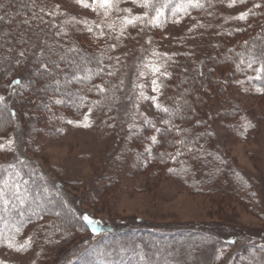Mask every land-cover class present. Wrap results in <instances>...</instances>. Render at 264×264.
<instances>
[{
	"label": "rangeland",
	"instance_id": "rangeland-1",
	"mask_svg": "<svg viewBox=\"0 0 264 264\" xmlns=\"http://www.w3.org/2000/svg\"><path fill=\"white\" fill-rule=\"evenodd\" d=\"M44 1L48 12H56L54 16L46 14L48 19L45 21L57 25L58 33L67 25V33L75 41L71 47L77 51L72 52V59L79 60L81 53L86 52L91 58L104 57L103 61L108 60L109 66L116 71L108 68L115 74L103 73L94 84L88 85L81 80L74 83L86 94L82 107L67 108L62 106L63 102L56 104L57 107L54 103L46 104L45 107L57 112L54 124L49 120L40 124L37 120L39 111L23 105V99L29 95L35 98L41 91L39 88L28 89L33 84L27 82L12 86L13 71L0 72V96L5 97L0 106L14 107L17 112L14 121L6 109H0V145H4L0 150V165L15 164L16 176H12V184L19 183L15 177L22 166L25 172L36 176L37 187L44 197L53 193L55 197H60L59 194L63 198L62 213L40 214L31 210L34 201L27 200L29 195L23 194L25 187L20 185L25 201L22 206L30 210L34 219L22 225L18 233L10 229V235H7L15 236L17 247L30 238V247L17 251L15 247L9 248L7 242H0V264H57L63 251L73 252L79 244H96L99 235L95 237L86 230L80 221V213L95 219L97 225L102 221L105 225L125 226V229H199L205 233L209 230L225 234L239 231V243L264 245V90L253 88L249 77L255 73H246L245 81L238 86H229L226 82L225 92H207L203 106L209 131L203 133V142L209 143L210 152L165 142L162 131L166 126L162 121L167 116L160 113L151 99L144 100L139 96L140 91L146 96H155L157 103L164 107L162 93L167 87L163 86L172 74L170 69L175 58L184 55L192 66L201 64L211 50L237 29L242 30L258 16H264V0H247L233 7L228 6L230 0H201L203 8H189L187 15L177 13L175 17L172 6L180 0H172V4L163 9L164 17L159 26L147 23L134 28L129 26L119 39L116 37L121 25L116 17L126 13H112L101 23L100 16L75 0ZM255 4L261 7L255 8ZM56 5H59L58 9ZM119 6L130 8L133 15L145 11L131 0H125ZM248 9H252V13L246 20L230 19ZM113 22L115 30L106 26ZM97 23L101 24L100 29L96 28ZM89 27L92 32L87 30ZM101 29L103 36L99 35ZM112 45L115 47H110ZM135 48L142 53L127 58L131 51L135 53ZM165 53L167 56L163 55ZM109 57L113 59L109 60ZM150 62L162 64L161 71L169 74H157L159 93L152 90L151 80L156 77L150 68L144 67V63ZM139 71L146 74L139 76ZM106 75L109 77L105 78ZM221 77L226 79L225 75ZM221 79H217L218 82ZM108 81H116V87H110ZM63 82L65 84H60L64 88L69 85V81ZM141 84L143 89L137 87ZM94 85L105 86V92L99 94ZM90 88L93 90L89 91ZM53 90L57 97L65 92ZM57 97L56 100H61ZM93 101L100 103L93 106ZM180 103L171 99L170 104L165 105L171 109ZM227 104L235 105L236 109L229 116L231 120L227 123L232 126L228 127L224 125L223 115ZM90 107L91 126L84 127L83 118ZM196 119L188 118V122ZM175 127L180 129V140H184L187 131ZM156 128L162 131L158 133ZM153 135L157 137V145L150 139ZM199 137H196L197 141ZM9 140L13 142L10 148ZM200 142L198 144H202ZM178 150H187L186 159L178 160L179 156H175ZM178 161L186 165L181 168L178 163L175 168ZM11 189L9 187V192ZM10 194L6 195L7 200H10ZM250 234L261 235L263 241L255 237L246 241L245 237ZM117 237L122 239L124 236ZM220 242L218 239L215 242L216 250L211 247L199 252V262L211 264L214 253L223 260L216 264H232L233 258L238 259L234 257L233 248ZM243 264H264V259L250 254Z\"/></svg>",
	"mask_w": 264,
	"mask_h": 264
},
{
	"label": "trees",
	"instance_id": "trees-1",
	"mask_svg": "<svg viewBox=\"0 0 264 264\" xmlns=\"http://www.w3.org/2000/svg\"><path fill=\"white\" fill-rule=\"evenodd\" d=\"M32 2L33 0H0V3L5 5L3 8H0V16L5 17L4 20H0V72L13 71V77L11 78L12 86H19L12 82L20 79L21 84L23 82H27L30 85L33 84L28 89L39 88L41 91H39L35 98L29 95L26 100L23 99V105L39 111V118L37 120H39L40 124L45 120H49V122L54 124L57 112H52L50 107H45L48 103H54L53 106L57 107V103L54 102L56 101L57 95L55 92L53 93V89H59V92L60 90L61 92L65 90V92L59 93V97H57L62 100V106L77 108L79 106L78 97H86V94L83 89H80V86L74 85L78 81L72 77L73 75L85 76L87 74L85 67L91 68L95 72L97 65L95 61L87 64V66L85 65L84 58H91L89 53L86 52L81 53L82 56L80 57L82 60H80V57H78L79 60L71 58L73 53L68 52L67 49L75 41L69 35L70 33H67V25L64 26L65 30H61V33L59 32L57 35L59 27L57 25L53 27L52 25L54 23L51 21H47L48 23L45 24L34 20L31 27L20 24L19 21L31 18L32 10L29 9L28 5ZM34 2L37 6L34 10H39L36 11L38 15L43 16L44 20H47L46 13L40 12L41 7L48 8L47 3L44 0H34ZM63 31H66V33H63ZM3 33H8V35L4 36ZM21 37L26 41L25 43L18 42ZM9 41L11 42L9 43ZM44 41L49 45L48 48L44 47ZM245 41L248 43L245 44ZM9 48H12L13 51L9 52ZM261 50H264V16H258L251 24L228 36L226 40L211 50L207 58L202 59V63L199 65L192 66L189 64V58L186 59L184 55L175 58L173 66L170 69L172 73L169 76L170 79L168 78L169 81L167 79L163 86V88H167L162 93V101L164 102V107L170 104L171 99H176L179 103L180 101L182 103L177 107L171 108L174 113L171 116L161 110L159 111L167 116L163 120H171L170 125L164 124L166 126L165 128H172L177 125L179 128L187 131L184 140L181 139L185 143L181 145H187L188 147L194 146L204 151H211V148L207 147L209 143L203 142V133L207 134V131H209L205 115L206 110L203 106L209 90H212L214 93L225 92L227 89V86H225L226 82L229 86H238L239 83L237 81H240V79L245 81L244 77L248 72L255 73L251 77L253 88H261L264 90V73H261L260 78L257 79V73L253 70L259 67V64H254L253 69H247L246 67L249 53L259 55ZM20 51H24L25 55L23 57L19 56ZM139 53H142V50L135 48V53L131 51L128 53L127 58L131 54L140 55ZM238 53L242 54V56L238 55ZM60 55H64L65 60H60ZM102 58L105 59L104 57ZM242 58L245 61L244 64H240ZM17 61H20V63L18 64ZM53 61L60 65V69H56L52 65L51 62ZM72 62H75V65H78L79 69L75 66L70 68L69 65ZM42 63H49L50 71L54 75L47 74L41 67ZM104 64L109 65V61L104 60ZM238 64H240L241 70H237ZM74 69L76 70L75 72L73 71ZM109 70L116 71V69L112 68ZM222 75H225V80L221 79ZM109 76L106 75L105 78ZM101 77H103V74L94 76L91 81H81L82 83L90 85L91 83L94 84L96 79L98 80ZM172 78H174L173 81H171ZM217 79H221V82H218ZM55 80H59L60 83L62 82L64 84L65 82L63 80L69 81V85L65 88L62 84L57 86L54 82ZM115 82H109L108 85L110 87H116ZM28 84L25 86H28ZM216 85L218 88L216 87L214 89L213 86ZM32 98L33 100L31 102ZM231 107H233L232 110H230ZM192 108L197 109L193 111ZM0 109H6L9 116L14 121L16 120L17 112L14 107L8 106L7 108L3 104L0 106ZM234 110H236L235 105L227 104V108L223 112L225 118V123H223L226 127L231 125L227 121L230 122L231 117L229 116ZM237 110L239 109L237 108ZM236 113H240V111ZM191 117H196V121L189 123L188 118ZM27 121L31 120L27 118ZM49 128L53 129L52 126ZM162 133L165 135V142H169L171 145L174 144L173 141H180L178 131L172 130L169 132L163 130ZM197 136H200L198 141L196 139ZM201 140L202 142H200ZM199 142L202 144H198ZM163 150L161 149V151ZM186 154L187 150H182L180 155L175 156H179L178 160L180 158L186 159ZM178 163L182 165L181 168L186 165L182 161H178L175 168L178 166ZM9 165L15 164L5 163L0 165L2 166L0 167V188L4 190L7 196L14 189H11L9 192V187H6L3 181H7L8 185H12V176H16L15 170L13 169L15 167H9ZM18 171H20V174L18 173L15 178L20 185L25 187L23 188V194L29 195L27 199L30 200L29 202L32 203L34 201L32 211H38L40 214L48 213V215H54V213L59 215L63 212L61 203V199L63 198L61 195L57 194L60 197H55L53 193H49L44 197L39 191V187H37L36 176L32 173L25 172L22 166H19ZM19 194L22 195L21 192ZM35 197H38V199H35ZM9 198L10 200H8L7 205L0 201V217H2L0 219V232H4L3 234L6 236L10 235L9 231L10 229H14V225L21 229V226L27 221L34 219V215L29 212L30 210L27 211L25 209L26 206H22L19 200L13 196H9ZM84 214L80 213V221L86 230L93 233L95 237L99 235V239L97 238L98 242L85 246L79 244L80 246L73 252L66 250L62 253L61 251L60 254L62 253V256L57 264H199L198 253H202L206 249L209 250L211 247L212 250H216L217 246L215 242L217 239L221 241L220 243L222 245L229 246L236 252L234 257L238 259L233 258L232 264H243L244 261L246 263L248 255L250 254L257 259H264V245L256 246V243L251 242V244L245 246L244 242L239 243L238 239L241 235L239 231H232L230 234H225L224 232L216 233L208 230L206 234L203 230L199 229H125V226L115 224L105 225V223L100 221L99 225H97L99 231L94 233L91 227L83 221L82 216ZM120 234L124 236L122 239L117 237ZM254 237L260 238L263 241L261 235L259 236L257 234L247 235L245 240L252 241ZM253 250L255 252L251 253ZM216 262L220 263L223 260L221 261L214 253L211 264H216ZM200 264L204 263L201 261Z\"/></svg>",
	"mask_w": 264,
	"mask_h": 264
},
{
	"label": "snow or ice",
	"instance_id": "snow-or-ice-1",
	"mask_svg": "<svg viewBox=\"0 0 264 264\" xmlns=\"http://www.w3.org/2000/svg\"><path fill=\"white\" fill-rule=\"evenodd\" d=\"M125 2V0H91V3L88 2V0H75V3L81 5L82 7L84 8H89L91 9L93 12H95L98 16H100L102 19H101V23H104L107 18L112 14V13H126V15L120 17V16H117L116 19H118L120 21V30H119V35L116 37L117 39L120 38L121 35H124L126 29L131 26V27H136L138 24H151L153 26H159L162 22V18L164 17V11L163 9L165 7H168L170 4H172V0H131V2L140 7V8H143L145 11L142 13V14H136V15H133L132 14V10L130 8H120V4ZM247 0H230L228 6L229 7H233L235 6L237 3H246ZM5 5L3 3H0V8H3ZM29 9L32 10V16L31 18L29 19H23L21 21H19L20 24H23L27 27H31L32 25V22L35 20V21H39V23H45L47 24L48 22L44 20L43 16H40L38 15V13L34 10L37 6L33 0V2L28 5ZM204 7V4L201 3V0H180L179 3H175L173 6H172V16L175 17L177 15V13H182V14H185L187 15L188 14V9L189 8H203ZM255 8H259L261 7L260 4H255L254 5ZM56 9L59 8V5H56L55 6ZM40 12L42 13H46L48 16H54L56 15V12L55 11H52V12H48L45 8L41 7L40 8ZM250 13H252V9H248L247 11H244V12H241L239 13L238 16H235V17H231L230 19H235V20H240V21H244L246 20ZM5 17L3 16H0V20H4ZM174 23H179V20H174L173 21ZM83 23H87L86 21H84ZM53 27H55V25H52ZM109 29H112V30H115V27H114V22L113 23H107L106 25ZM96 28L97 29H100L101 28V24L100 23H97L96 24ZM89 32H92L93 29L91 27H89L87 29ZM191 30V29H190ZM240 29H237V31H239ZM59 33H57L58 35ZM4 36H7L8 33H3ZM99 35L100 36H103L104 35V32L103 30L101 29L100 32H99ZM11 41H9L10 43ZM19 43H25L26 41L23 39V37H21L19 40H18ZM245 44H247L248 42L245 41L244 42ZM43 45L45 48H48L49 45L47 44L46 41L43 42ZM112 48L115 47V45H112L110 46ZM9 52L13 51L12 48H9L8 49ZM68 52H76L77 49L74 48V47H70L67 49ZM25 55L24 51H20L19 52V56L23 57ZM103 55V54H101ZM154 55H157L156 53H154ZM164 56H167V54H163ZM238 55H241L242 54H239ZM59 59L60 60H65V56L64 55H60L59 56ZM109 60L113 59L112 57H109L108 58ZM117 60V62H119V57H116L115 58ZM93 61H95L96 65H97V68H96V71L93 72V70L91 68H88V67H85V71H86V75L83 76V77H80V76H77V75H73V79L77 80V81H80V80H87V81H91L93 79L94 76H99L103 73H107L108 75H114L115 73L111 72V71H107L108 68L110 67L109 65H105L104 64V61L102 58H96V57H92V58H84V63L85 65L87 66V64H90L92 63ZM17 63L19 64L20 61H17ZM52 65L56 68V69H60V65L58 63H56L55 61L51 62ZM143 63V62H142ZM245 61L243 60V58L241 59L240 61V64H244ZM240 64L237 65V70H241L240 68ZM254 64H259V67H256L255 69H253V65ZM77 67V69H79V66L78 65H75V62H72V64L69 65V67ZM41 67L42 69L49 75H54V73H52L50 71V68H49V63H42L41 64ZM144 67L145 68H150L151 69V72H152V75L156 78H153L151 80V84H152V90L154 92H157L159 93V90H160V85L157 83V80H158V76L157 74H159L160 76H167L169 75L166 71H161L163 65L160 64H156L154 62H150V63H144ZM246 67L247 69H253L256 73H257V79L260 78V74L261 73H264V50H261L259 55H254L252 53H249V56H248V60L246 62ZM62 71V70H61ZM146 73L144 71H139L138 75L139 76H144ZM249 79H251V77H249ZM55 84L57 86H59L60 84V81L59 80H55L54 81ZM238 83H243V81H237ZM13 84L15 85H20L21 84V80L20 79H16L12 82ZM121 83H123V81H121ZM137 87H139L140 89H143V85H137ZM93 88L99 93V94H103L105 92V88L103 85H94ZM93 89L90 88L89 91H92ZM139 96L140 98L144 99V100H149L151 99L155 105V107L158 109V110H161L165 113H168L169 116H171L173 113V110L172 109H169L167 107H163L161 104L157 103V97L153 96V97H149V96H146L144 94L143 91H140L139 93ZM79 99V106L82 107L83 106V103L86 99V97L84 96H80L78 97ZM5 100V97L3 96H0V103L4 102ZM57 104L59 103H62L61 100H56L55 101ZM100 103V101H93L92 104L93 106H96ZM92 112V108L90 107L89 110H88V113H86L84 115V118H83V126L84 127H90L91 126V123L89 121V115L91 114ZM13 115H15L13 113ZM147 122V121H146ZM69 123H72V121H69ZM148 123H151V122H148ZM162 123H164L165 125H170L171 124V120L170 119H166V120H163ZM152 127H155V125L153 124ZM156 132H161L162 130L159 129V128H156L155 129ZM172 130H175V131H180V129H176L175 126H173L172 128H165L164 131H172ZM151 141L153 143H157V137L155 135L151 136L150 137ZM12 141L9 140L7 142L9 148L11 147L12 145ZM173 143H179V144H184L185 142L183 140H180V141H173ZM4 148V145H0V150H2ZM148 151H150V149H147ZM180 152L179 150L177 151L176 155H179ZM162 155H165L162 153ZM174 158V157H173ZM2 167V166H0ZM9 167H14V165H9ZM169 171H174L173 169H169ZM3 183L5 184L6 187H11L13 188V192H12V196L15 197V199L19 200V202L21 204H23L25 201L24 199L21 197V195L19 194L20 193V184L19 183H13L12 185H8V182L7 181H3ZM0 201H2L5 205H7L8 203V200L6 199V194L4 192V190L2 188H0ZM21 215H23V213H21ZM0 219H2V217H0ZM82 219L84 222H86V224L91 227L92 231L95 233V232H98L99 229L97 227V222L95 220H93L90 216H88L87 214H84L82 216ZM14 229H15V232H19L21 229L19 227H16L15 225L13 226ZM14 239H15V236H11V237H8V236H5L2 232H0V242H7V246L9 248H13L15 247L17 251H23V250H26L28 247H30V238L28 241H25L24 244L20 245V246H16L14 244Z\"/></svg>",
	"mask_w": 264,
	"mask_h": 264
}]
</instances>
